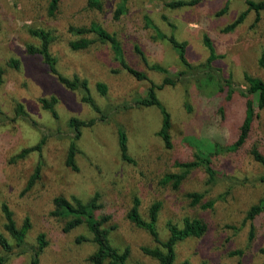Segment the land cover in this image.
I'll use <instances>...</instances> for the list:
<instances>
[{"label":"rangeland","instance_id":"obj_1","mask_svg":"<svg viewBox=\"0 0 264 264\" xmlns=\"http://www.w3.org/2000/svg\"><path fill=\"white\" fill-rule=\"evenodd\" d=\"M47 1L0 0V204L8 203L17 226L25 217L31 224L26 236L28 251L7 254L0 247V254L7 257L4 264H30V249L36 246L39 233L48 241L40 264H88L87 257L95 248L90 232L85 226L64 231L65 219L51 213L52 200L57 195H74L86 201L96 192L100 203L96 216L110 215L105 225L110 227L111 242L120 250L129 248L128 264H158L141 251L142 246L152 247L156 242L127 217L134 197L140 200L143 217H147L153 201L162 203L157 220L162 240L168 235V221L180 225L183 217L195 216L206 223L201 237L176 243V264H264V211L253 220L246 219L249 207L264 197L263 168L251 153L256 148L264 155V108L257 106L255 94L250 95L254 111L247 139L236 151L226 150L238 138L245 116V73L264 81V69L258 64L264 53V11L256 21L251 10L242 23L225 31V26L245 9L244 0H201L194 6L173 9L164 6L166 0H129L118 20L113 19L112 12L119 0H101L102 10L87 6V0H60L54 16L47 13ZM226 4V11L221 12ZM145 15L166 35L187 42L186 56L191 64L217 68L236 84L228 93L221 91L214 79L196 75L158 88L157 96L171 118L170 148L157 134L160 109L134 104L137 97L145 95L149 82L137 80L122 69L108 43L96 40L78 50L68 45L77 37L68 30L70 24L99 23L117 35L130 65L161 84L163 74L151 69V64L158 63L171 72L182 70L183 65L166 38H155L154 30L144 27ZM32 28L53 32L50 51L57 70L68 77L76 74L86 78L90 95L105 118L82 101L79 89L65 87L39 54L27 51V44H40V39L30 33ZM206 38L212 49L206 45ZM135 44L143 50L146 63L135 52ZM12 58L19 61L18 68L9 63ZM98 81L107 85L103 95L96 88ZM51 96L57 100V118L38 101L39 97ZM18 103L26 116L16 115ZM70 117L95 120L82 127L76 140V171L66 164L73 134L67 124ZM118 128L127 135L131 163L120 156ZM42 139L40 151L17 156L22 148ZM215 143L222 149L211 154ZM195 154L209 156L213 178L199 167L192 169L177 188L162 182L166 173L180 171L176 161L192 160ZM37 165L40 177L26 190ZM194 191L203 195L195 204L189 196ZM4 222L0 208V230L11 241ZM78 236L86 239L77 241ZM236 250L242 252L232 254Z\"/></svg>","mask_w":264,"mask_h":264},{"label":"trees","instance_id":"obj_2","mask_svg":"<svg viewBox=\"0 0 264 264\" xmlns=\"http://www.w3.org/2000/svg\"><path fill=\"white\" fill-rule=\"evenodd\" d=\"M201 0H166L164 1V6L168 8H179L183 6H194L199 3ZM246 7L242 10L237 17L225 26V31L233 30L237 25L242 23L246 15L252 10L256 14V21L259 19L260 13L264 11V0H244ZM129 0H119L112 12L114 20L120 19V17L127 10V4ZM60 0H48L47 1V13L50 16H54L59 9ZM87 6L93 7L97 10H102L103 4L101 0H87ZM227 4L221 9V12L226 11ZM162 19L166 21L170 27L173 26L171 22L168 21L167 17L162 14ZM144 27L152 28L155 32V38H166L173 48L177 51L178 59L183 65V69L178 72H171L166 67L153 63L149 67L155 71H158L163 74L161 84H156L154 81L149 79L148 74L132 65H130L124 56V49L121 44V41L118 39L115 33L109 32L105 27L96 22H91L88 26L86 25H73L68 26V30L75 36L74 39H70L68 45L74 50L88 48L96 40L101 43H108L110 49L113 53L114 59L119 63L122 69L127 71L137 80H147L149 85L146 89V93L143 96H139L134 100V104L141 106H156L160 109L161 112V124L157 134L163 141L165 147L170 148L172 146L170 127H171V118L169 112L162 106L156 90L164 85H176L179 81L183 79H189L196 75L204 76L210 79H214L219 86L221 91H227L231 93L236 84L231 79L230 76H224L219 69L212 66H203V65H193L189 62L186 56V41H179L173 34L166 35L163 31L156 26L149 16H144ZM30 33L40 39V44L35 46L33 44H27L26 49L30 54H39L43 61L48 65L51 72H53L58 80L64 84L65 87L71 90H80L82 92L81 99L82 101L89 104L92 109L100 114L102 118H105V114L102 109L98 106L95 100L90 95L88 81L86 78H81L78 75L74 74L72 77H68L60 73L56 68V58L52 55L50 51V45L55 39V36L51 30H46L43 28L30 29ZM93 34L94 38H90L87 35ZM206 45L212 49L211 43L206 38ZM135 52L141 57L144 63L147 62L143 50L139 45H134ZM13 67L18 68L19 61L17 59H10L9 62ZM259 66L264 69V53L258 58ZM116 72L117 70H113ZM1 72V70H0ZM246 81V90L242 91L243 95L247 97L246 107H245V116L240 125V132L238 138L229 146L226 147L227 151H236L240 146L243 145L245 140L248 137V134L251 129L253 111H254V102L250 97L251 94L256 95L257 106L260 109L264 108V81L252 75L245 73L244 75ZM97 90L103 95L107 91V85L104 82L98 81L96 83ZM38 101L41 107L45 110H48L50 114L57 118L58 113L55 109V103L57 102L54 96L49 98L39 97ZM189 107V106H188ZM15 112L18 116H26L27 112L24 110L22 104L18 103L15 106ZM2 114L0 108V115ZM95 122L94 119L83 120L77 117H70L68 119V126L72 130V136L69 139L67 152H66V164L74 171L78 170V166L75 162V155L77 152L76 149V140L80 137L82 132V127L91 125ZM44 140H40L37 144L24 147L17 154L18 157H24L32 151H40L41 146ZM214 151L211 154H215L222 149V146L218 143L214 144ZM118 147L120 156L123 160L131 163L133 159L128 154V145H127V135L125 131L121 128H118ZM253 158L260 163L263 168L261 174V180H264V155L261 154L256 148L251 150ZM210 154V155H211ZM176 167L180 168L179 172H170L166 173L162 178V182H170L174 188H177L183 179L188 175V173L195 168L202 167L210 178H213L215 171L211 164V159L209 156H202L200 154H195L194 159L187 161H176ZM40 177V165H37L34 168V172L30 175L28 182L26 184V190L30 189L37 179ZM189 196L192 197V203H198L202 198V193L191 192ZM99 194L96 192L90 199L84 201L76 196H71L67 198L63 195H57L53 198L54 209L52 214L60 218L65 219V224L63 227L64 231H70L79 226H85V228L91 234V242L94 244V250L88 255L87 261L88 264H128L129 257V248L125 247L120 250L118 247L114 246L110 239V227H107L105 224L109 220L110 215L105 214L102 216H96V210L100 208V203L98 202ZM140 200L138 197L133 198V204L127 212V217L138 227L145 229L156 242V245L142 246L141 251L157 260L158 264H176V253L175 245L177 242L185 240L190 237H201L207 230L206 223L198 217L195 216H185L182 219L180 225L168 221L166 227L168 230V235L166 239L162 240L159 237V232L157 229V220L159 211L161 208V202L159 200L153 201L147 210V217H143L139 211ZM1 211L5 222L3 228L11 238L0 230V247L7 254L16 253H25L28 251L26 236L28 230L31 227L29 217H25L22 224L17 226L13 212L9 207L8 203L2 202L0 204ZM264 211V197L256 204H253L249 207L246 213L247 220H253L256 215ZM86 239L84 236H78L77 241H82ZM48 241L45 238L44 233H39L36 236V246L31 247L29 263L30 264H40V255L47 246ZM264 252V249H261ZM241 250L233 251L232 254H240ZM7 260V257L0 254V264H4ZM134 264H142L141 262H135ZM180 264H187V261H184Z\"/></svg>","mask_w":264,"mask_h":264}]
</instances>
